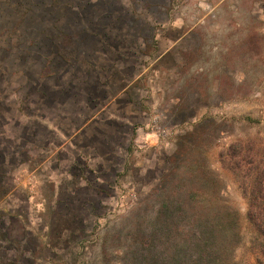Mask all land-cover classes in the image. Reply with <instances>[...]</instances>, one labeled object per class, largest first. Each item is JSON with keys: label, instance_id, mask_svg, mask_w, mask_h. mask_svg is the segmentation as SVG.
<instances>
[{"label": "rangeland", "instance_id": "1", "mask_svg": "<svg viewBox=\"0 0 264 264\" xmlns=\"http://www.w3.org/2000/svg\"><path fill=\"white\" fill-rule=\"evenodd\" d=\"M100 1L72 14L50 9L52 0H0V264H128L130 232L155 218L176 183L192 181L194 169L220 174L226 199L246 214L221 153L238 141L264 144V0H104L101 6ZM118 6L138 18L132 27L125 23V33L150 34L151 21L161 24L159 31L170 30L176 21L187 34L176 58L159 63L154 83L185 97L178 111L189 109L193 118L182 127L173 118L157 125V177L143 174L142 161L151 156L139 154L142 145L117 157L110 172L99 165H105L103 157L77 158L70 143L68 149L58 146L64 140L57 126L64 119L55 115L63 111L53 109L50 93L64 79H48L42 89L33 85L42 56H54L57 14L63 30L82 33L96 10L118 13ZM41 30L47 37L38 36ZM94 42L80 50L93 54ZM72 163L89 168V177L79 173L78 185L62 172ZM68 193L76 196H64ZM247 240L238 249L239 260L249 256Z\"/></svg>", "mask_w": 264, "mask_h": 264}, {"label": "crops", "instance_id": "2", "mask_svg": "<svg viewBox=\"0 0 264 264\" xmlns=\"http://www.w3.org/2000/svg\"><path fill=\"white\" fill-rule=\"evenodd\" d=\"M106 3L108 2L102 3L101 0L100 6ZM72 6L70 13L76 14L81 7L84 12L94 5L91 0H73ZM147 7H153L152 3L147 4ZM116 9L118 13L111 10L99 13L96 10L91 24L84 26L82 33L74 28H67L66 31L71 32L73 39L71 50L66 53L70 55L71 61L64 60L61 55L53 58L54 75L33 81L32 84L42 89L48 79H64L61 86H51L50 93L53 109L57 107L58 113L63 111V114L55 115L64 119L61 125L57 126L61 130H58V135L61 134L64 140L63 143L59 142L58 146L62 144L64 149H68L66 147L70 143L68 147H71L75 157H103L100 161L105 165H99L110 172L117 157L127 156L130 148L142 145L140 147L145 148V151L141 150L139 154L151 156V160L142 161L143 174L157 177L158 159L161 156L157 142V125L161 120L166 123L165 120L173 118L172 124L182 127L193 118L188 108L187 111H178V108L184 107L185 97L180 95L176 98L175 91L170 95L168 88L154 83V79L159 75V63L164 64V57L176 58L177 51L182 50L181 44L187 34L184 33V24L176 21L170 24V27H173L170 30L165 28L159 31L157 27L161 24L151 21L147 27L150 34H144V30H141L140 35L136 32L125 33V23L128 21L127 24L132 27L138 18L132 10L127 11L121 6L116 7L115 11ZM102 23L105 25L103 28L96 27ZM107 25L109 27H106ZM56 37L54 36V39ZM58 39L57 37L60 42ZM91 41H95V51L93 54L83 53L80 45ZM43 66L42 58L40 68ZM58 66L64 67V71L59 72ZM66 71L71 72L64 74ZM169 108H172L171 112ZM166 132V135L170 133L169 130ZM59 160L58 158L57 163ZM61 160L67 163L66 159ZM100 166L96 168L100 169ZM77 167L78 165L72 163L71 166L63 168L62 172L66 178L75 180L78 185L77 181L83 179L79 173L83 172L84 176L89 177L86 173L89 168L87 165ZM75 184L69 183L66 186L75 188ZM64 196L76 194L68 193ZM56 197V200H60L62 196L57 193Z\"/></svg>", "mask_w": 264, "mask_h": 264}, {"label": "trees", "instance_id": "3", "mask_svg": "<svg viewBox=\"0 0 264 264\" xmlns=\"http://www.w3.org/2000/svg\"><path fill=\"white\" fill-rule=\"evenodd\" d=\"M52 1L54 11L73 8L72 2ZM60 21L57 14L54 34L60 42L53 36L54 56H42L44 66L34 81L54 75L53 58L61 55L71 61L66 53L73 45L72 34L61 28ZM46 35L41 30L38 36ZM34 72L25 74L32 79ZM221 161L246 203V214L226 199L227 186L220 174L194 169L192 181L177 182L155 218L130 232L131 243L124 254L128 264H264V144L238 141L221 153ZM246 240L249 256L239 260L238 249Z\"/></svg>", "mask_w": 264, "mask_h": 264}]
</instances>
